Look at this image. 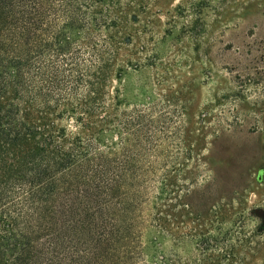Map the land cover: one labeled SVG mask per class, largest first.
Returning a JSON list of instances; mask_svg holds the SVG:
<instances>
[{
  "label": "trees",
  "instance_id": "trees-1",
  "mask_svg": "<svg viewBox=\"0 0 264 264\" xmlns=\"http://www.w3.org/2000/svg\"><path fill=\"white\" fill-rule=\"evenodd\" d=\"M123 2L0 0V264L264 262V206L245 212L232 205L252 186L261 152L217 161L183 154L195 161L177 171L182 181L199 175L200 163L224 161L229 202L194 212L196 189L187 186L176 215L155 198L147 218L152 252L144 255L132 223L140 200L126 197L133 156L119 134L120 150L109 140V89L125 75L117 58L129 40ZM62 120L77 134L60 127ZM135 121L136 134L141 120ZM210 168L208 187L216 182L217 167ZM163 238L192 246L194 259L167 260Z\"/></svg>",
  "mask_w": 264,
  "mask_h": 264
},
{
  "label": "rangeland",
  "instance_id": "rangeland-1",
  "mask_svg": "<svg viewBox=\"0 0 264 264\" xmlns=\"http://www.w3.org/2000/svg\"><path fill=\"white\" fill-rule=\"evenodd\" d=\"M123 3L129 40L117 58L125 75L114 79L109 89L115 120L109 140L114 150H120L122 139L133 156L126 197L140 200L132 223L147 256L155 234L147 218L155 198L162 197L155 203L163 211L173 205L176 215L181 213L178 202L187 186L196 189L190 200L194 212L207 214L213 201L229 202L232 187L224 161L211 166L217 167L216 182L208 187L212 175L202 163L191 181L177 175L181 165L189 170L195 161L183 154L212 155L216 161L264 154V0ZM137 117L141 127L135 134ZM59 126L73 135L78 132L65 120ZM232 205L245 212L264 206V162L255 166L252 186ZM176 226L171 225L172 230ZM251 227L249 222L247 228ZM160 245L167 260L194 259L192 246H175L170 238H163Z\"/></svg>",
  "mask_w": 264,
  "mask_h": 264
}]
</instances>
